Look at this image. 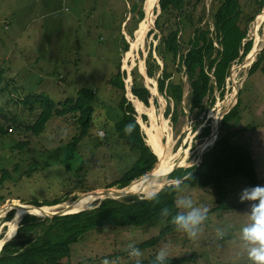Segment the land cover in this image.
Instances as JSON below:
<instances>
[{
    "label": "rangeland",
    "instance_id": "1",
    "mask_svg": "<svg viewBox=\"0 0 264 264\" xmlns=\"http://www.w3.org/2000/svg\"><path fill=\"white\" fill-rule=\"evenodd\" d=\"M218 1L205 0L204 21H207L210 29L212 20L208 9ZM130 3L131 1L125 0H0V108L3 109L0 123L8 130V133H0V209L3 205L15 202L32 204L33 200H62L54 205L57 206L71 202L88 190L118 187L117 184H108L116 182L139 155L138 151L130 149L124 143L115 130L122 92L108 83V79L119 64L127 73L124 78L125 97L135 104L138 121L145 133V143L161 158L165 152V144L156 148L149 134H158L166 144L170 135V151L177 155L179 153L178 156L182 153L187 155V162L179 167L199 163L202 153L213 144L206 142L208 136H200L202 128L208 124L212 133L217 114H226L237 104L239 98L237 116L224 124L221 134L235 132L230 135V141L250 151L258 185H264V73L257 71L249 76L247 74L264 48V21L260 25L259 22L254 23V26L253 20L248 25L246 39H252V47L253 33L257 32L259 37V50L250 65L245 64V58L252 49L243 59L231 63L222 93L220 89H215L217 87L213 83L214 88L205 96L200 115H189L184 106V115H178L177 122L173 124L170 116L164 115L167 100L156 91V81L147 77L145 72V58L149 51L152 58H158L160 33L154 27V20L159 7L156 0H145L144 18L139 20ZM249 3L252 5V0H242V8L246 12L250 11ZM154 33L157 38H153ZM185 35H191L190 28L185 29ZM123 38L129 43L130 54L123 51ZM214 44L218 46L216 40ZM157 62L162 67V61L157 59ZM135 65L142 74L141 82L157 98L155 103L150 99L148 106L133 99L129 92L132 83L129 74ZM175 67L176 63L172 68ZM185 69L182 66L179 76L186 87ZM177 75L174 73L175 79H178ZM81 87L94 92L93 119L88 134L76 145L72 154L66 148L72 136L78 132L72 114L52 116L39 135L24 130V126L31 124L40 110L37 108L31 112L28 106L20 103L27 93H43L54 101L61 102L66 97H75V92ZM13 88L15 92L12 91ZM233 88L237 91L235 95ZM232 97L235 100L226 112L224 109L228 108V101ZM3 114L9 118L15 116L21 126L12 124L10 129V122L1 117ZM143 114L146 115L145 120L141 118ZM161 127L166 131V136L162 134ZM99 130L102 134L98 133ZM5 174L7 176L1 179ZM166 179L162 181V186L175 181L169 176ZM229 183L232 184L230 188L234 194H230L226 201L235 202L236 205L227 209L218 206L212 187L182 185L183 193L177 192V196L190 195L195 205H206L210 209L208 218L202 225L201 235L195 240L189 239L183 232L167 235L151 247L139 248L142 252L139 259L156 255L161 247L167 246L171 257L193 254L195 264H251L245 255H239L238 243L240 227L247 222L250 203L241 202L239 197L241 190L249 186L241 177L225 182V186ZM163 187L149 186L147 192L161 190ZM147 192L135 195L144 197ZM100 199L102 198L93 200L83 210L97 205ZM13 200L15 201L11 203ZM10 208L6 207L0 217V237L5 234V237H9L8 240L14 237L21 218L27 214L21 213L16 225L7 234L8 222L13 220L16 212L15 207ZM11 210L14 213L9 218ZM166 224L163 221L146 228L107 226L103 231L71 244L69 257H63L62 261L67 260L69 264H103L107 259L112 264H131L134 259L125 251L127 245L132 243L138 246L157 236ZM218 226H228V235L223 240L215 238L214 230ZM13 232L14 235L10 238ZM183 238L187 239L186 243L182 242ZM3 242L6 241L1 239L0 245Z\"/></svg>",
    "mask_w": 264,
    "mask_h": 264
},
{
    "label": "trees",
    "instance_id": "2",
    "mask_svg": "<svg viewBox=\"0 0 264 264\" xmlns=\"http://www.w3.org/2000/svg\"><path fill=\"white\" fill-rule=\"evenodd\" d=\"M125 1H131L130 4L135 9L134 12L139 20L144 18L143 3L145 0ZM252 3V5L249 3L251 7L248 12L242 8V0H219L216 5L212 4L208 9L212 20L211 29L213 28V30H211L207 21H204L205 0H159V13L154 20V27L160 33L158 58H152L151 51H149L145 58V72L147 77L156 81V91L167 100L164 115L170 116L173 124L177 122L178 115H184V106L189 115H200L204 108L205 96L210 94L214 88L213 83L216 84L217 88L215 89H220V93H222L231 63L243 59L250 52L252 39H246L248 25L254 20V17L257 19L260 15L264 0H252ZM142 23L143 21L141 25ZM188 28L191 29V35L186 37L184 31ZM150 32L152 33L153 30L151 29ZM124 38L123 51L127 52L129 43ZM153 38H157V34L154 33ZM214 40L217 41L218 46L214 44ZM258 40L259 37L255 34L253 45ZM149 50L151 49L149 48ZM157 59L162 61V67ZM263 61L264 48L248 69V76L257 71L264 73ZM175 63L174 69L172 66ZM182 66L186 67L184 75L186 76L187 91L184 90V83L179 76ZM174 73L178 74V79H175ZM129 75L132 80L129 92L133 99L141 101L143 105L147 106L150 105V99L155 103L157 98L141 82L142 74L136 65L130 70ZM126 76V71L121 69L119 64L115 73L108 79V83L122 92L119 102L120 114L115 122V130L124 143L130 149L138 151L139 155L133 165L125 170L116 182L110 183L108 186L116 184L118 187L125 186L150 170L156 162L155 154L144 141L145 133L138 121L135 104L125 97L124 78ZM1 78L2 72L0 71V82ZM175 80L178 81L175 82ZM210 80L212 82H209ZM12 91L15 92L14 88ZM75 93V97H66L61 102H56L43 93H27L20 103L28 106V110L31 112L37 108L40 110L34 121L24 126V130L39 135L45 130L46 124L52 116L72 114L78 128V132L66 145L72 154L76 145L88 134L92 126L94 110L92 104L94 92L89 88L81 87ZM14 100L18 102L17 99ZM239 102L238 98L237 104L222 117L217 138L211 147L202 153L199 163L190 167L176 168L169 175V178L173 180L178 177L182 178V185L188 187H212L219 202L218 206L223 209L236 205L235 202L228 203L226 201L230 194H234V191L230 188L232 184L229 183L225 186V182L241 177L246 180L249 187L258 185L257 173L250 151L230 141V135H234V131L221 134L224 124L233 121L237 116ZM2 111L3 109L0 108V113ZM1 117L10 122L8 125L10 129L12 124L21 126L15 116L9 118L3 114ZM141 118L145 120L146 115H141ZM127 124L134 125L131 134H126L124 130ZM161 128L162 134L166 136V131L163 127ZM0 133H8L2 123H0ZM209 133L210 126L207 124L202 128L200 136L205 138ZM149 137L156 148H161L165 144L158 134L150 133ZM6 176L5 174L1 179ZM176 196L177 192L171 191L165 185L159 190L156 200L129 194L117 198L105 197L98 200L99 203L92 208L60 216L38 217L27 213L21 218L15 235L14 230L10 236V238L13 235L14 237L2 245L0 264H69L67 260L63 262L62 258L69 257L70 245L80 238L103 231L107 226H141L146 228L163 221L167 222L157 236L141 242L137 246L140 249L151 247L159 243L165 236L181 232L176 230L170 217L161 218L160 215V211L164 207H169L175 212ZM61 201L56 199L49 202L33 200L32 204L55 205ZM222 202H225L226 205ZM13 213L11 210L8 217L10 218ZM182 242L186 243L187 239L183 238ZM154 259L155 254L140 261L141 264H153ZM194 259L193 254L179 257L170 256L168 264H195ZM131 264H135V260Z\"/></svg>",
    "mask_w": 264,
    "mask_h": 264
},
{
    "label": "clouds",
    "instance_id": "3",
    "mask_svg": "<svg viewBox=\"0 0 264 264\" xmlns=\"http://www.w3.org/2000/svg\"><path fill=\"white\" fill-rule=\"evenodd\" d=\"M124 130L126 134H131L134 125L127 124ZM182 184L183 179L178 177L174 183L167 185V187L171 191L183 193ZM158 195L159 190L149 191L144 194L143 198L156 200ZM239 199L241 202H250L247 222L240 227L239 255H245L251 264H264V185L242 189ZM174 207L175 212L169 207L162 208L160 211L161 218L170 217V221L176 230L185 233L189 239H198L210 209L206 205H195L192 197L187 194L178 195ZM214 231L215 238L223 240L228 235V226H218ZM125 251L130 258L135 260V264H141L139 258L142 256V252L135 244L129 243ZM169 259V248L163 246L157 251L153 264H168ZM103 264H112V262L105 259Z\"/></svg>",
    "mask_w": 264,
    "mask_h": 264
},
{
    "label": "bare ground",
    "instance_id": "4",
    "mask_svg": "<svg viewBox=\"0 0 264 264\" xmlns=\"http://www.w3.org/2000/svg\"><path fill=\"white\" fill-rule=\"evenodd\" d=\"M262 13H264V7H263V10H261V13L257 17V19H255V21H254L255 24L259 22V25H260V23L263 22L264 15H262ZM254 22H253V24H254ZM255 24H254V26H255ZM259 25L257 27H259ZM257 29H255V30L257 31ZM255 34L256 33H253V35H255ZM258 43H259V40L251 48L253 51L250 54H247V57L245 58V64L247 63V65H248L250 63V61H252V59L254 58L256 53L258 52V50H259V47H258L259 44ZM236 92H237L236 89H234L233 95H235ZM233 100H235V97L232 100L230 98L228 101V104L226 103L228 105V108H225L224 109L225 111L227 109L229 110V106L233 102ZM225 111L224 112L220 111V112H222V114H224ZM222 116L220 114H217V116L214 118L215 122L212 125V133H210V135L206 138V139H208V140H206V142L209 145L212 144L211 142H214V138H217V131H218L217 129L219 127V122L221 120L220 117H222ZM169 140H170V135L168 137L167 144L165 143V146H164V151H165L164 155L161 158H159L158 154H156L158 157L159 163L155 167V169L152 170V172L142 182H139L136 185L128 188L126 191L128 194H139V193L141 194L143 192H147V189L149 188V186H153V188H159L160 186L163 187L164 185L162 186V181L165 180L166 177H168L171 174V172L174 171V169L178 168L179 166H182L183 163L187 162V160H186L187 155L185 153H182L180 156H178L179 153L177 155V153L174 154L173 152L170 151V148H169V142L170 141ZM201 152H202V150H201ZM96 198H100V196H98L96 194H91L88 197L85 196L84 199H81L75 203L68 205L67 207H64V206H65V204H68V203L57 205V206L53 205V207H48V206L38 207L35 205H32V206L20 205L21 203H19V202H15V203L11 202L13 204H10L8 206L3 205V207H1L0 217L3 216L4 211H6V207L7 208L11 207L10 209H12L14 207L16 208V212H15L16 214L14 215L13 220L8 222L9 229L7 230V234H9V232L12 231V229L16 225V222L18 221V218H19L21 213L32 211V212H35L38 214H46L52 210H57V209L59 210L60 208H63L62 210L65 209L64 211H62L63 213L75 212V211L84 209L85 206H87L89 203H91ZM4 237H5V234L0 237V240L4 239V241H5L6 239H9V237H5V238Z\"/></svg>",
    "mask_w": 264,
    "mask_h": 264
},
{
    "label": "water",
    "instance_id": "5",
    "mask_svg": "<svg viewBox=\"0 0 264 264\" xmlns=\"http://www.w3.org/2000/svg\"><path fill=\"white\" fill-rule=\"evenodd\" d=\"M156 4L159 7V0H156ZM263 7H264V5H263ZM254 21H255V18H254ZM130 53H131V51L128 49V54H130ZM139 102L143 105V103L141 101H139ZM145 132L148 134V132L146 130H145ZM217 133H218V131H217ZM155 156L157 157V155H155ZM156 159H157L156 162L154 163L153 167L150 170H148L147 172H145L143 175L138 176L137 178L133 179L127 185L122 186V187H117V188L106 187V188H97V189H92V190L85 191L84 193L80 194L75 199H73L71 202H69L68 204H65L64 207H67L68 205H70L72 203H75V202H77V201H79L81 199H84L85 196L88 197L91 194H96V195L100 196L101 198H105V197L117 198V197H120V196L129 195L126 192L127 189L130 188V187H132V186H134V185H136L139 182H142L152 172V170L155 169V167L159 163L158 157ZM20 205L32 206V205H35V204L21 203ZM35 206H38V205H35ZM38 207H40V206H38ZM12 209H14V208H12ZM62 209L63 208H61L59 210L58 209L57 210H52V211H50V212H48L46 214H38V213H35V212H32V211L26 212V213L33 214V215H36L38 217H54V216H60V215H65V214H69V213H74V212H68V213L65 212V213H63L62 211H64L65 209L64 210H62ZM81 210H83V209H81ZM81 210H78V211H81ZM78 211H75V212H78ZM7 240L8 239H6L5 241L7 242ZM3 244H4V242H3ZM2 245L0 246V249H1Z\"/></svg>",
    "mask_w": 264,
    "mask_h": 264
},
{
    "label": "built area",
    "instance_id": "6",
    "mask_svg": "<svg viewBox=\"0 0 264 264\" xmlns=\"http://www.w3.org/2000/svg\"><path fill=\"white\" fill-rule=\"evenodd\" d=\"M98 133H99V134H102V131H101V130H99V131H98Z\"/></svg>",
    "mask_w": 264,
    "mask_h": 264
},
{
    "label": "crops",
    "instance_id": "7",
    "mask_svg": "<svg viewBox=\"0 0 264 264\" xmlns=\"http://www.w3.org/2000/svg\"><path fill=\"white\" fill-rule=\"evenodd\" d=\"M62 2H63V1H62ZM109 78H110V77H109ZM185 89H187V88L185 87ZM185 89H184V90H185Z\"/></svg>",
    "mask_w": 264,
    "mask_h": 264
}]
</instances>
